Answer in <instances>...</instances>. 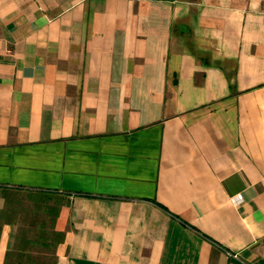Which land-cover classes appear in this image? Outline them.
Listing matches in <instances>:
<instances>
[{
	"label": "crops",
	"instance_id": "0c3cea01",
	"mask_svg": "<svg viewBox=\"0 0 264 264\" xmlns=\"http://www.w3.org/2000/svg\"><path fill=\"white\" fill-rule=\"evenodd\" d=\"M23 233L36 264H264V0H0V264Z\"/></svg>",
	"mask_w": 264,
	"mask_h": 264
},
{
	"label": "rangeland",
	"instance_id": "374dc122",
	"mask_svg": "<svg viewBox=\"0 0 264 264\" xmlns=\"http://www.w3.org/2000/svg\"><path fill=\"white\" fill-rule=\"evenodd\" d=\"M5 198V207L3 206V209L5 210L4 212H8L7 214L10 216V214L12 216L9 217L10 220H15L18 221L19 226H26L29 223L31 224L33 220H35L36 222L39 221H43V220H39L37 218L35 219H27V217H25L28 212V207L31 206L33 204V206H35V203H38V199L30 197L28 195H21V194H8V193H4ZM21 236L24 237V234H19ZM27 237L30 239L34 238V234H27ZM46 240V238L44 239V241ZM64 241V240H63ZM62 241V242H63ZM54 255V251L52 249L49 248H44V247H39L34 246L31 249L30 252V256L31 258L36 261L37 263H44L47 259L48 261L51 260V258Z\"/></svg>",
	"mask_w": 264,
	"mask_h": 264
},
{
	"label": "trees",
	"instance_id": "16d2710c",
	"mask_svg": "<svg viewBox=\"0 0 264 264\" xmlns=\"http://www.w3.org/2000/svg\"><path fill=\"white\" fill-rule=\"evenodd\" d=\"M41 199L44 201L47 200L46 198H41ZM41 199H39L40 200L39 202H41ZM23 234H24V237L21 236V238H19V247H18V251H20L21 253L22 252L30 253L32 247L37 246V245L44 246V247L45 246L47 247L50 245L49 243H46L45 241L42 242L45 239L42 234H34L33 239H29L26 233H23ZM48 239L49 237H46V240ZM63 240H64V233H56L54 240L52 238L51 242L53 241L55 245H58ZM28 259L32 261L34 264H36V261H34L30 255L28 256Z\"/></svg>",
	"mask_w": 264,
	"mask_h": 264
},
{
	"label": "built area",
	"instance_id": "2783aa9c",
	"mask_svg": "<svg viewBox=\"0 0 264 264\" xmlns=\"http://www.w3.org/2000/svg\"><path fill=\"white\" fill-rule=\"evenodd\" d=\"M232 201H233L234 204L239 205L242 202V196L238 195L235 198H233ZM229 256H231V255H229Z\"/></svg>",
	"mask_w": 264,
	"mask_h": 264
}]
</instances>
